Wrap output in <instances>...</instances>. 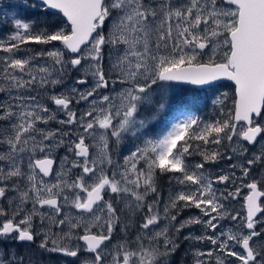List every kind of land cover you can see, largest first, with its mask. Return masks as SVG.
I'll return each mask as SVG.
<instances>
[{
	"label": "snow or ice",
	"instance_id": "6c2138e0",
	"mask_svg": "<svg viewBox=\"0 0 264 264\" xmlns=\"http://www.w3.org/2000/svg\"><path fill=\"white\" fill-rule=\"evenodd\" d=\"M11 11L0 13V264H173L184 242L192 264H264V0H13ZM220 81L234 94L231 107L216 97L217 118L187 115L146 138L182 90L215 96ZM133 129L142 146L114 162L109 140Z\"/></svg>",
	"mask_w": 264,
	"mask_h": 264
},
{
	"label": "rangeland",
	"instance_id": "374dc122",
	"mask_svg": "<svg viewBox=\"0 0 264 264\" xmlns=\"http://www.w3.org/2000/svg\"><path fill=\"white\" fill-rule=\"evenodd\" d=\"M13 0H0V13L7 12L9 15L12 14L11 6H12ZM36 10H29V12L25 13V15H33ZM8 30L7 25L0 26V36L5 35L6 31ZM57 45L59 46V43L57 42ZM28 47H42L39 45H29ZM77 74L73 71L70 73V77H74ZM226 93L227 91L224 88H219L215 96L211 92L208 91H198L196 88L188 86L185 90H182L180 92V95L178 97V101L175 102L170 109L164 114V116L157 122L153 123L150 127L147 139H155L162 137L163 134L166 133L167 130L170 129V124L176 122L177 119H184L187 115H196L198 116V112L190 108L192 105H196L198 103H201L205 100L206 97H208L211 100H215L216 97H221L222 94ZM6 95L3 93H0V99H6ZM219 105V104H218ZM77 107L78 111H83L85 108V105L75 106ZM206 121V120H203ZM55 127V125H52ZM133 130H130L128 133L124 134V139L119 143L118 146L114 145L112 142L115 140V137H112L109 140V149L110 154L112 155L113 161H119L122 163L123 156L128 154L129 150H134L135 147L142 146L140 141L136 139L135 136H133ZM90 152L94 155V151L90 149ZM192 159L196 160L199 159V157H193ZM54 169L56 168V165L53 166ZM50 179V178H47ZM157 187L158 191L161 192L162 198H166L167 193L172 191L173 186L169 184L167 177L159 176L157 179ZM247 190H244V193H246ZM148 202H150V197L148 198ZM242 201H233L232 206L237 210L240 211V205ZM191 212L193 214H198L197 210L192 209ZM184 217L189 215L188 211H185L182 214ZM229 222H224V224H228ZM202 248H206L207 245L201 246ZM188 245L187 242L182 243L181 249L176 254L173 260V264H192L193 257L188 254ZM27 246H22V251H26ZM31 253L34 254V259L37 260H48L49 258L42 255L37 249L32 248L30 249ZM193 252L196 251L195 248L192 249Z\"/></svg>",
	"mask_w": 264,
	"mask_h": 264
},
{
	"label": "trees",
	"instance_id": "16d2710c",
	"mask_svg": "<svg viewBox=\"0 0 264 264\" xmlns=\"http://www.w3.org/2000/svg\"><path fill=\"white\" fill-rule=\"evenodd\" d=\"M219 84L221 85V88H224L227 91V100L225 101V104L228 107H231L234 94L233 85L228 82H221ZM220 107V105L206 97L203 102L192 105L190 108H193L198 112V117L201 120L211 121L213 118L218 117Z\"/></svg>",
	"mask_w": 264,
	"mask_h": 264
},
{
	"label": "flooded vegetation",
	"instance_id": "af4514ba",
	"mask_svg": "<svg viewBox=\"0 0 264 264\" xmlns=\"http://www.w3.org/2000/svg\"><path fill=\"white\" fill-rule=\"evenodd\" d=\"M9 243H11L13 246H17V245L15 244V242H9ZM20 250L22 251V247H20Z\"/></svg>",
	"mask_w": 264,
	"mask_h": 264
},
{
	"label": "water",
	"instance_id": "95a60500",
	"mask_svg": "<svg viewBox=\"0 0 264 264\" xmlns=\"http://www.w3.org/2000/svg\"><path fill=\"white\" fill-rule=\"evenodd\" d=\"M221 82H228V83H230V84H232L231 82H229V81H220V82H218V83H221ZM233 85V84H232ZM234 86V85H233ZM191 87H194L195 88V86H191Z\"/></svg>",
	"mask_w": 264,
	"mask_h": 264
}]
</instances>
